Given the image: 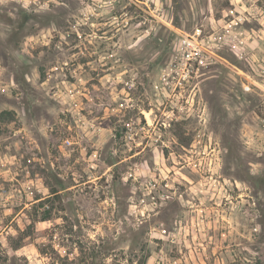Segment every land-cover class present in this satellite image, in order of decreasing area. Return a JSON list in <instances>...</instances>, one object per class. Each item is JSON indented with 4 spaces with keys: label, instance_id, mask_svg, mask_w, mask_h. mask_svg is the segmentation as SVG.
<instances>
[{
    "label": "rangeland",
    "instance_id": "374dc122",
    "mask_svg": "<svg viewBox=\"0 0 264 264\" xmlns=\"http://www.w3.org/2000/svg\"><path fill=\"white\" fill-rule=\"evenodd\" d=\"M241 1L219 61L155 94L235 0H0V264H264V0ZM78 109L90 161L63 143ZM161 110L130 148L122 121ZM146 184L168 198L141 216Z\"/></svg>",
    "mask_w": 264,
    "mask_h": 264
},
{
    "label": "built area",
    "instance_id": "2783aa9c",
    "mask_svg": "<svg viewBox=\"0 0 264 264\" xmlns=\"http://www.w3.org/2000/svg\"><path fill=\"white\" fill-rule=\"evenodd\" d=\"M234 6L227 8L222 14L221 18L215 19L214 17H209V29H206L200 24L196 26L192 33L187 35H182L180 38V48L181 51L179 54L175 53L168 60L167 66L161 67L163 71L159 70V76L157 81L154 80L151 85V90L153 92L155 89L160 88L161 93L168 91L169 87L172 86V91L177 87H181L183 81L188 82L198 73L202 68L209 67L216 64L219 59L217 56V50L221 47L220 43H225L226 38H236L239 32V24H241L247 16L244 11L238 10L243 8V2L241 0H235V3H232ZM241 4V5H240ZM96 9V7H95ZM223 21L220 25V31L217 30L215 26L216 22ZM234 45V44H233ZM235 47L237 45H234ZM167 74V76H165ZM131 75H133L131 77ZM170 76V77H169ZM134 77L135 73L130 72V87H133L135 84ZM141 84L143 83L140 81ZM72 91V90H70ZM157 94V92H154ZM54 94H57L56 92ZM158 110L159 107H157ZM165 110H161L159 114H155L152 118L149 117L146 113L143 112V118L136 117L134 119L132 116L127 117L121 123V137L127 142L130 143V148L134 146L135 148H140L143 144H148L153 141H158L159 137L156 136L155 129L165 128L170 125V120L164 118ZM173 112L174 109L168 110ZM149 114V113H148ZM77 124L76 128L72 130L71 124L67 126L68 133L63 138V143L69 147L78 148V151L82 155V159L90 161L94 158H97V151L93 150L88 154L87 146L92 137L99 134L102 127L99 124L94 122L88 123L85 115L81 113L78 109L77 111ZM85 140V141H81ZM90 168L95 166V163L89 165ZM168 183H165L167 186ZM145 190L142 192L143 196L140 199L142 203V208L139 211L141 216H144L145 212H148V209L159 206L165 198H168V193H166L164 188H156L155 185H145ZM175 193V192H174ZM176 194V193H175ZM179 196L181 192H177ZM132 205H135L134 203ZM133 211H135L133 209Z\"/></svg>",
    "mask_w": 264,
    "mask_h": 264
},
{
    "label": "trees",
    "instance_id": "16d2710c",
    "mask_svg": "<svg viewBox=\"0 0 264 264\" xmlns=\"http://www.w3.org/2000/svg\"><path fill=\"white\" fill-rule=\"evenodd\" d=\"M95 10H96V11H95L96 13H98V12L101 11L100 7H99V8L96 7ZM84 12H85V11L81 12V14L84 13ZM175 48H176L175 45H168V46L166 47V49H165L166 55H165V58H164L165 61H168V60L171 58V56H172V54H173V51H175ZM51 193H52L56 198L61 199V195L59 194L58 190L51 189ZM45 214H46V215L43 217L42 220H45V219H48V218H49V217H48V215H49V211H47Z\"/></svg>",
    "mask_w": 264,
    "mask_h": 264
},
{
    "label": "flooded vegetation",
    "instance_id": "af4514ba",
    "mask_svg": "<svg viewBox=\"0 0 264 264\" xmlns=\"http://www.w3.org/2000/svg\"><path fill=\"white\" fill-rule=\"evenodd\" d=\"M182 196V194H180Z\"/></svg>",
    "mask_w": 264,
    "mask_h": 264
}]
</instances>
